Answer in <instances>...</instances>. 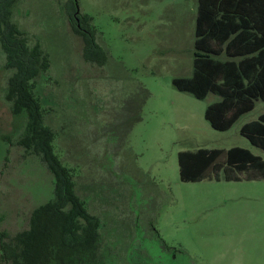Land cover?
Returning a JSON list of instances; mask_svg holds the SVG:
<instances>
[{
	"label": "rangeland",
	"instance_id": "374dc122",
	"mask_svg": "<svg viewBox=\"0 0 264 264\" xmlns=\"http://www.w3.org/2000/svg\"><path fill=\"white\" fill-rule=\"evenodd\" d=\"M72 3L18 0L12 20L49 58L34 94L55 154L100 221L97 241L81 251L87 264H264V180L179 179L180 151L241 147L264 159L240 135L264 102L221 132L204 118L216 96L197 100L172 85L193 71L197 0H76L100 64L83 58ZM4 64L0 51V231L12 238L50 199L52 178L18 146L24 116L5 99Z\"/></svg>",
	"mask_w": 264,
	"mask_h": 264
},
{
	"label": "trees",
	"instance_id": "16d2710c",
	"mask_svg": "<svg viewBox=\"0 0 264 264\" xmlns=\"http://www.w3.org/2000/svg\"><path fill=\"white\" fill-rule=\"evenodd\" d=\"M17 1L0 0V51L10 72L5 99L14 117L24 116L18 146L44 164L52 191L50 199L30 213L28 229L12 238L0 231L1 259L6 264H87L91 258L81 251L97 241L100 221L77 195L70 170L55 154V133L44 124L34 94L36 79L48 71L50 61L13 22ZM70 8L69 24L82 40L85 62L100 64L91 18L79 14L76 21L75 4ZM194 36L192 74L173 78L172 85L197 100L216 96L204 118L211 128L224 132L257 101L264 102V0H197ZM240 135L264 152V113L243 124ZM177 164L179 179L186 183L264 180V159L241 147L180 151Z\"/></svg>",
	"mask_w": 264,
	"mask_h": 264
},
{
	"label": "flooded vegetation",
	"instance_id": "af4514ba",
	"mask_svg": "<svg viewBox=\"0 0 264 264\" xmlns=\"http://www.w3.org/2000/svg\"><path fill=\"white\" fill-rule=\"evenodd\" d=\"M74 4H75V11H74V14H73V17L76 21H78V16H79V10H78V6H77V3H76V0H74ZM68 12V11H67ZM90 64V63H88Z\"/></svg>",
	"mask_w": 264,
	"mask_h": 264
},
{
	"label": "crops",
	"instance_id": "0c3cea01",
	"mask_svg": "<svg viewBox=\"0 0 264 264\" xmlns=\"http://www.w3.org/2000/svg\"><path fill=\"white\" fill-rule=\"evenodd\" d=\"M216 101H217V100H216ZM214 102H215V101H214ZM257 102H258V101H257ZM262 102H263V101H262ZM212 103H213V102H212ZM255 104H256V103H255ZM262 114H263V113H262ZM260 115H261V114H260ZM241 117H242V116H241ZM241 117H240V118H241ZM240 118H239V119H240ZM247 123H248V122H247Z\"/></svg>",
	"mask_w": 264,
	"mask_h": 264
}]
</instances>
